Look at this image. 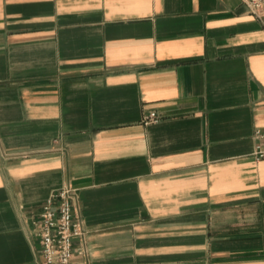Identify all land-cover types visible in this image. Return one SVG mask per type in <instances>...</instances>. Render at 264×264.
Returning a JSON list of instances; mask_svg holds the SVG:
<instances>
[{
	"label": "crops",
	"instance_id": "1",
	"mask_svg": "<svg viewBox=\"0 0 264 264\" xmlns=\"http://www.w3.org/2000/svg\"><path fill=\"white\" fill-rule=\"evenodd\" d=\"M256 129L264 24L240 0H0V264L40 263L67 186L75 263L264 264Z\"/></svg>",
	"mask_w": 264,
	"mask_h": 264
},
{
	"label": "built area",
	"instance_id": "2",
	"mask_svg": "<svg viewBox=\"0 0 264 264\" xmlns=\"http://www.w3.org/2000/svg\"><path fill=\"white\" fill-rule=\"evenodd\" d=\"M246 10L264 24V0H240ZM155 111L143 117L144 123L155 121ZM253 154L264 159V133L256 129ZM76 192L69 186L52 193L42 204L38 218L39 264H81L73 261L75 238L82 239L84 229L75 205Z\"/></svg>",
	"mask_w": 264,
	"mask_h": 264
}]
</instances>
